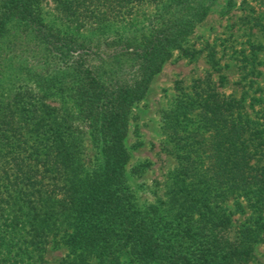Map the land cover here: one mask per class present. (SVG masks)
Listing matches in <instances>:
<instances>
[{"label":"trees","instance_id":"obj_1","mask_svg":"<svg viewBox=\"0 0 264 264\" xmlns=\"http://www.w3.org/2000/svg\"><path fill=\"white\" fill-rule=\"evenodd\" d=\"M44 1L0 0V83L25 82L0 103V264H39L58 233L71 264L119 252L140 263L248 264L264 223L257 216L236 228L226 205L242 197L263 210L264 108L258 123L242 98L219 90L225 77L213 50L212 71L187 92L176 82L163 115L177 160L167 204L140 205L125 175L131 106L217 0H60L66 16L96 28L84 36L47 23ZM149 4L156 10L146 16ZM21 37L35 45L12 63L6 52L15 54ZM262 51L264 39L243 55L252 72ZM14 67L25 75H7ZM52 97L72 102L85 120L99 153L93 169L79 161L83 130L67 107L46 102Z\"/></svg>","mask_w":264,"mask_h":264},{"label":"rangeland","instance_id":"obj_2","mask_svg":"<svg viewBox=\"0 0 264 264\" xmlns=\"http://www.w3.org/2000/svg\"><path fill=\"white\" fill-rule=\"evenodd\" d=\"M59 1L45 0L43 3V16L52 27L72 36L89 35L96 30L80 20L66 16ZM143 8L147 16L154 13L156 5L149 4ZM256 18H259V24H256ZM263 32L264 0H217L205 18L180 43L181 46L175 43L170 48L159 72L152 77L143 99L131 106L124 138L130 155L125 165L127 184L130 190L134 191L136 201L140 205L163 206L173 194L175 187L173 176L177 160L172 152V143L164 129L163 115L175 102L178 93L175 89L176 82L187 92L194 79L204 78L208 72L212 71L208 57L209 51H214L220 73L225 77L219 90L236 98H242L250 118L258 123L263 122L261 114L264 108V51L259 52L258 61L260 62L257 65V71L260 73L252 72L249 64L245 65L246 61L243 57L249 52L251 43L263 41ZM16 44H18V51L15 54L14 50L6 52L15 55L16 58L12 60V63H18L19 59H24L26 52L32 53L31 49L35 45L26 37L18 38ZM182 47L187 48L189 54H184ZM35 54H37L36 51L33 55ZM98 62L99 66L106 68L107 63L102 59ZM9 69L6 68V74L12 77L25 75L23 70ZM212 78L217 81L218 72H213ZM24 83L17 81L15 88L14 86L11 88L9 83H0V103L7 101L13 89H17V86L20 88ZM46 102L60 109L62 107L69 109L74 124L84 132V146L79 154V161L85 169H93L99 153L91 142L89 128L85 120L81 118L78 109L69 100L57 97L49 98ZM226 208L232 211L231 219L236 228L242 224H250L251 219L254 220L257 216L264 223V207L261 211L256 210L254 206H248L242 197L230 199ZM48 239L49 243L43 257L38 260L39 264H71L68 262L72 254L69 253L63 233ZM253 254L254 259L248 264H264V241L254 244ZM77 264L165 263L162 261L135 262L131 260L129 254L119 252L114 260L110 258L99 260L87 256L83 262Z\"/></svg>","mask_w":264,"mask_h":264}]
</instances>
